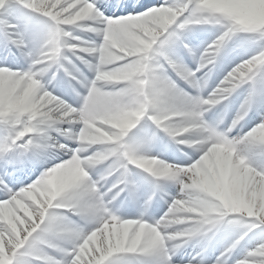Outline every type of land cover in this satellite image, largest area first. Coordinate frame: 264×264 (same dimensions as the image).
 <instances>
[{
	"label": "snow or ice",
	"instance_id": "snow-or-ice-1",
	"mask_svg": "<svg viewBox=\"0 0 264 264\" xmlns=\"http://www.w3.org/2000/svg\"><path fill=\"white\" fill-rule=\"evenodd\" d=\"M191 6V0H163L162 4L153 6H148L143 0H127L124 5L126 15L106 16L101 8L110 12V5L97 4L96 0H0V32L22 51L28 48V44L20 30L21 21L16 10L23 8L48 22L38 53L23 52L28 61L26 70L0 67L6 73L18 74L15 79L6 76L0 80V110L8 113L12 106L27 110L19 117V122L9 115L0 117V164L3 165L0 172V264H173V257L187 244L165 262L158 242L139 231L140 225L127 223L140 220L142 214L138 218H122L110 208L121 192L132 194L137 190L133 169L154 180L156 187L165 182L153 175L151 170L136 166L158 133L167 137L171 135L167 122L162 123L155 109L169 94H178L186 103L200 104L218 95L219 90L230 89L231 94L225 93L227 98L215 107L227 109L225 102L245 89L235 113L254 108L258 97L264 98V63L253 60L264 51V42H247L246 46L253 49L252 55L227 71L215 87L205 91L212 67L235 38L229 39L222 29L216 30L215 39L206 47L199 52L193 50L178 38L177 31L180 24L177 16L185 9L190 10ZM248 7L258 10L259 0H253ZM92 28L99 30L98 33H90H94L100 41L91 43L93 46L99 48L101 44L114 43L113 36L118 34L126 42L119 63L134 62L136 70L144 73L143 80L127 77L130 86L125 91L134 98L136 106L120 111L112 118L110 122L116 123L119 131L113 135L115 143L106 145L104 153L97 152L100 147L97 145L83 154L91 156L96 153L103 163L96 160L90 162L95 163V168L74 167L71 179L58 178L45 167L30 183L16 182L14 170L25 163V158H40L46 148L42 142L51 139L50 132L63 137L68 135L61 127L65 124L59 122V114L55 110L57 104L68 102L51 94L42 82V70L53 63L45 53L49 49L58 51L63 33L73 34L75 30ZM218 40L225 42L220 45L219 53L215 51ZM181 50L192 58L196 65L194 69L183 62ZM101 52H106V48ZM100 59L103 60L104 56L101 55ZM25 76L27 79L20 82ZM89 82L83 80L81 87L84 91L77 92L81 104L75 108L81 112L82 123L76 128L85 130L81 139L87 137L89 126L86 111H81L82 108L86 110L91 100ZM109 87L114 90L122 86ZM41 97L44 99L41 100ZM213 109L206 113L205 120L212 121L209 113ZM225 113L222 111L215 120L224 117ZM31 116L34 119L29 122ZM256 125L239 134L237 139L251 133ZM242 127L237 126L238 129ZM134 129L137 130L135 133ZM251 143L256 146L255 142ZM228 147L236 152L232 162L215 161L227 179L246 188L255 183V177L264 176V166L248 161L244 167L250 168L251 174L238 175L239 146L230 142ZM73 148L65 144L63 151L67 157L71 156ZM260 158H264V153L253 152L249 160ZM156 159L162 160L159 157ZM198 159L199 155L189 156V162L181 166L190 167ZM154 195H151V200ZM254 195L257 202L264 198V193L259 191ZM171 199L167 203H171ZM151 200L147 199L145 206ZM134 228L137 230L134 231ZM246 232L244 240L233 246L235 237L230 226L221 224L216 236L226 233L234 238H226L225 247L214 264H246L245 257L255 252L261 238H264V221L250 219ZM245 241L241 255L233 259V253ZM211 242H200L201 251L197 256L201 259L197 260V264H204L202 257ZM196 259L193 257V260Z\"/></svg>",
	"mask_w": 264,
	"mask_h": 264
},
{
	"label": "clouds",
	"instance_id": "clouds-1",
	"mask_svg": "<svg viewBox=\"0 0 264 264\" xmlns=\"http://www.w3.org/2000/svg\"><path fill=\"white\" fill-rule=\"evenodd\" d=\"M251 3L253 0H191V9H185L177 16L180 20V24L177 25L178 38L184 41L200 28L222 29L229 39L235 38L233 50L246 51L247 42H264V0H259L260 7L255 11L248 7ZM175 22L174 20L173 23ZM84 31L98 33L99 30L92 28L84 29ZM76 38L72 32L63 33L58 44V51L52 52L49 49L45 55L53 61L48 68L59 63L61 59H66V52L73 55L86 53L92 58L91 61H83L93 74L91 79H84L90 81L88 94L91 100L86 110L81 109L86 111L89 120L87 137L81 139V133L85 130L76 128L77 124L82 123L81 112L68 103L57 104L55 110L59 114V122L69 126L66 129L68 135L65 138L75 145L71 156L67 159H59V153L66 155L63 151L65 144H59L52 139L50 143H47L48 140L45 141V150H52L50 155L43 152L39 159L30 160L33 163L57 160L58 162L52 163L51 167L45 170L58 178L67 179H71V169L74 167L95 168V163L90 162L96 160L103 163L96 153L91 156H83V154L97 145L100 146L97 152L102 154L106 151V145L115 143L113 135L119 131V128L116 123L110 121L118 112L136 106L134 98L125 91L130 86L127 77L144 79V73L136 70L134 62L119 63L122 59L120 53L126 47V42L118 34L113 36L114 43L101 44L99 48L92 44L78 47L73 43ZM223 43L225 42L217 41L215 47L217 53ZM104 48L106 52L102 53L101 49ZM40 51L42 52L43 49ZM101 55L104 56L103 60L100 59ZM77 59H80L78 55ZM253 60L264 63V51ZM47 69L42 70L41 74L44 75ZM17 75L0 69V80L6 76L9 79H15ZM24 79H27V76L22 77L20 82ZM115 85L122 87L114 90L109 87ZM225 93L230 95V89H221L218 95L200 104L186 103L178 94H169L162 100L161 106L155 109L162 123L167 122L171 129V135L168 138L175 144L190 150L192 155H199L195 164L183 167L179 164L166 163L149 155L151 150L149 146L136 165L151 170L153 175L170 183L176 189V195L172 197L171 203L166 202L167 209L159 219H153L149 223V220L145 219L147 213L145 208L144 212H141L140 220L127 222L140 225L139 231L158 242L165 262L190 241L195 240L199 243L213 240L221 224L230 226L235 237L233 244L235 246L244 240L250 219L264 221V198L257 202L254 195L257 191L264 193V176L255 177L254 184L241 188L227 179L215 163L218 160L232 162L233 156L236 155V152L228 147L232 142L239 146L238 175L251 174V169L244 167L246 161L264 166V163H258V161H264V158L249 160L253 152L264 153V147H256L264 145V113L260 114V123L251 133H246L237 139L239 136L237 126H243L242 122L246 121L253 108H246L235 113L228 123H226V113L218 120H205L206 113L220 104L222 99L227 98ZM75 95L80 99L77 92ZM40 99L43 100L44 97ZM26 111V109L12 106L8 113L0 110V117L9 115L19 122V117L25 115ZM31 119H34V116L29 118V122ZM234 131L237 132L236 135H233ZM251 142H255L256 146ZM148 199L151 200V196ZM245 260L246 264H264V238H261L255 252L250 253Z\"/></svg>",
	"mask_w": 264,
	"mask_h": 264
},
{
	"label": "bare ground",
	"instance_id": "bare-ground-1",
	"mask_svg": "<svg viewBox=\"0 0 264 264\" xmlns=\"http://www.w3.org/2000/svg\"><path fill=\"white\" fill-rule=\"evenodd\" d=\"M97 3V2H96ZM98 4V3H97ZM119 7V6H118ZM117 8H115V9H113V10H116ZM101 10H103L104 11V9H101ZM201 31H203V30H200L199 32H201ZM187 42L188 41H192V40H190L189 39V37H187L186 39H185ZM89 59L90 60H92V58L89 56ZM244 95V94H243ZM234 100H232V99H230L227 103H228V106H230V104H231V102H233ZM235 103V102H234ZM263 113H264V111H263ZM212 115V114H211ZM213 116V115H212ZM259 117V116H258ZM256 121V119H254L253 121H252V123L253 122H255ZM259 122V121H258ZM252 123H250V124H252ZM254 124V123H253ZM258 163H264V161H258ZM170 192H172V196H171V198L172 197H174L175 195H176V189L174 190L173 188H172V190H170ZM125 207V206H124ZM234 238V237H233ZM196 243V241L195 240H193V241H190L189 242V244H187L186 246H184L180 251H179V253L180 252H185V251H193V249H196L197 248V246L198 245H196L195 244ZM235 256H236V258L235 259H238L239 258V256L240 255H238V254H235ZM234 256V257H235ZM186 264H188V263H186ZM193 264V263H192Z\"/></svg>",
	"mask_w": 264,
	"mask_h": 264
}]
</instances>
